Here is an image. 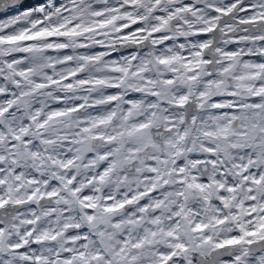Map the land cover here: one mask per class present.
I'll use <instances>...</instances> for the list:
<instances>
[{"label":"snow or ice","instance_id":"snow-or-ice-1","mask_svg":"<svg viewBox=\"0 0 264 264\" xmlns=\"http://www.w3.org/2000/svg\"><path fill=\"white\" fill-rule=\"evenodd\" d=\"M0 264H264V0H0Z\"/></svg>","mask_w":264,"mask_h":264}]
</instances>
